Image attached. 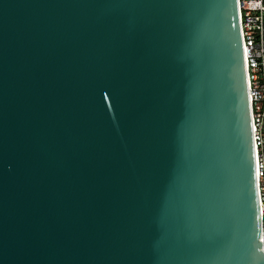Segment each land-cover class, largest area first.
I'll return each mask as SVG.
<instances>
[{"label": "water", "instance_id": "obj_1", "mask_svg": "<svg viewBox=\"0 0 264 264\" xmlns=\"http://www.w3.org/2000/svg\"><path fill=\"white\" fill-rule=\"evenodd\" d=\"M0 264H264L238 0H0Z\"/></svg>", "mask_w": 264, "mask_h": 264}, {"label": "built area", "instance_id": "obj_2", "mask_svg": "<svg viewBox=\"0 0 264 264\" xmlns=\"http://www.w3.org/2000/svg\"><path fill=\"white\" fill-rule=\"evenodd\" d=\"M251 100L264 248V0H238Z\"/></svg>", "mask_w": 264, "mask_h": 264}]
</instances>
